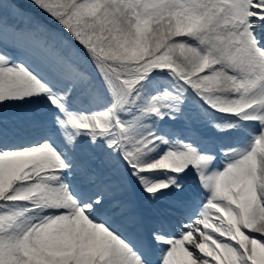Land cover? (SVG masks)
<instances>
[{
    "label": "snow or ice",
    "instance_id": "6c2138e0",
    "mask_svg": "<svg viewBox=\"0 0 264 264\" xmlns=\"http://www.w3.org/2000/svg\"><path fill=\"white\" fill-rule=\"evenodd\" d=\"M0 264H264V0H0Z\"/></svg>",
    "mask_w": 264,
    "mask_h": 264
}]
</instances>
